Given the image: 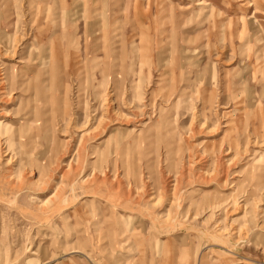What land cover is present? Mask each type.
Listing matches in <instances>:
<instances>
[{
    "label": "rangeland",
    "instance_id": "374dc122",
    "mask_svg": "<svg viewBox=\"0 0 264 264\" xmlns=\"http://www.w3.org/2000/svg\"><path fill=\"white\" fill-rule=\"evenodd\" d=\"M0 122V264H264V0H0Z\"/></svg>",
    "mask_w": 264,
    "mask_h": 264
},
{
    "label": "bare ground",
    "instance_id": "6f19581e",
    "mask_svg": "<svg viewBox=\"0 0 264 264\" xmlns=\"http://www.w3.org/2000/svg\"><path fill=\"white\" fill-rule=\"evenodd\" d=\"M32 53H33V52H32ZM41 53H42V51H40V54H41ZM34 54H35V53H34ZM30 60H31V59H30ZM32 60H33V59H32ZM15 78H16V77H15ZM11 84H13V83H11ZM6 91H7V90H6ZM7 94H8V93H7ZM2 123H3V122H0V129H1V128H2V126H3V125H2ZM10 128H11V127H10ZM21 131H22V130H21ZM22 132H23V131H22ZM0 133H1V130H0ZM3 135H4V134H3V133H1V136H3ZM4 143H5V142H4ZM7 145L9 146V147L7 146L8 150H9V149H10V144H9V143H7Z\"/></svg>",
    "mask_w": 264,
    "mask_h": 264
}]
</instances>
